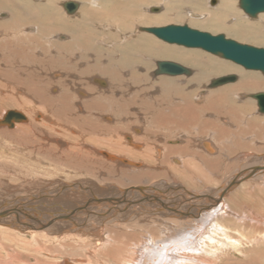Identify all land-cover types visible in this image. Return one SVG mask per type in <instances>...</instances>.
<instances>
[{"label": "bare ground", "instance_id": "6f19581e", "mask_svg": "<svg viewBox=\"0 0 264 264\" xmlns=\"http://www.w3.org/2000/svg\"><path fill=\"white\" fill-rule=\"evenodd\" d=\"M69 1L77 4L71 13L63 7ZM205 1L0 0V159L18 163L9 144L17 152L24 143V154H36L33 161L20 159L26 184L0 192L3 229L59 244L66 237L83 239L84 248L93 249L65 254L58 264L250 262L245 255L264 246V112L252 97L264 93V74L143 30L199 25L197 30L264 39V32L242 22L248 14L239 0H207L212 10ZM35 48L42 54L28 53ZM157 61L191 70L157 81L169 83L172 95L185 92L171 84L173 78L194 81L191 101L175 95L164 100L162 86L150 89ZM37 62L48 66L46 78ZM226 75L236 80L200 88L206 78ZM100 77L107 78L101 85L95 82ZM44 80L66 100L59 112L57 102L46 103L37 93ZM7 111L24 119L9 121ZM163 126L178 136L160 140ZM39 153L58 159L62 168L59 162L50 167L53 162L46 164ZM83 177L95 182L88 185ZM16 258L7 253L0 264Z\"/></svg>", "mask_w": 264, "mask_h": 264}, {"label": "rangeland", "instance_id": "374dc122", "mask_svg": "<svg viewBox=\"0 0 264 264\" xmlns=\"http://www.w3.org/2000/svg\"><path fill=\"white\" fill-rule=\"evenodd\" d=\"M205 3H206V9L207 10H212L213 8V6L211 5V4H207V0L205 1ZM148 4V3H147ZM240 7V6H239ZM65 10V9H64ZM196 12H206V11H196ZM196 12H194V13H196ZM238 12L241 14V12H240V10L238 9ZM67 13V12H66ZM207 13V12H206ZM68 14V13H67ZM245 16H248V15H244V17H242V18H244L243 19V21L242 22H246V23H249L252 27H255L256 28V30L258 31V32H260V31H262V32H264V12H259V13H257L255 16H248V17H250V18H253V22H250V21H252L251 19H249V20H247V18L245 17ZM2 17H4V14L1 12L0 13V19H2ZM257 18V19H256ZM263 18V19H262ZM192 19H195V18H192ZM200 20V19H199ZM231 20H232V22L234 23L235 21H237V19L235 18V17H232L231 18ZM263 21V22H262ZM185 22V21H184ZM232 23V24H233ZM196 26V28L195 27H193V26H191V27H193V28H195V29H197V27H200L199 25H195ZM104 29H107V30H109L110 29V26H107V27H103ZM198 30H201V31H207L208 33H211L212 35L213 34H219L220 32L222 33V34H224L225 36H226V38H230V39H233V40H235V41H237V42H239V43H242V44H247V45H250V46H253V47H261V48H264V39H252L251 37H248V36H246L244 33H240V34H231V33H228L226 30H220V31H217L218 33H215V31H210V30H203V29H199L198 28ZM261 34V33H260ZM246 37V38H245ZM52 42V41H51ZM34 45V44H33ZM33 45H32V47H33ZM180 47H182V46H180ZM184 48V47H183ZM35 52V53H34ZM34 52L33 51H31V52H28L30 55H35V56H37V55H41L42 54V51H41V49L40 48H35V50H34ZM202 52H204L205 53V51H202ZM205 54H209V53H205ZM209 55H211V54H209ZM211 56H213V55H211ZM216 57V56H215ZM137 63V62H136ZM231 64H232V62H230ZM37 64H38V66H42V68H41V70L39 71L40 73L39 74H42V70H43V73H44V77H45V72H44V67H45V65L43 64V63H38L37 62ZM154 67V64H153V62H152V65L150 66V68H149V73L150 72H152V68ZM236 66V65H235ZM237 67L238 68H240V66H238L237 65ZM35 68H37V66H35ZM46 68H48V66L46 65ZM45 68V69H46ZM189 68H191V67H189ZM192 70H193V68H191ZM46 71V70H45ZM58 72V71H57ZM125 72V71H124ZM257 74H259L258 72H256ZM38 74V73H37ZM58 74H62L63 75V72H61V71H59L58 72ZM48 75H49V77L51 78V79H57L58 77H60V75H52V73L51 72H48ZM52 75V76H51ZM95 75H98V74H95ZM259 75H261V74H259ZM98 76H100V75H98ZM161 76H163L162 78H161ZM101 77H103V76H101ZM151 78H149V79H152V80H150V89H152V90H154L155 89V91H157V92H159L160 91V89H162V88H164V89H162V91L164 92V90H165V92L161 95V99H164V100H167V98H174L175 96H176V98H174V99H179V98H183V100H184V98H185V100L186 101H189L190 100V96H189V94L190 93H188V92H190V91H188L190 88H191V86L192 85H194L195 84V82L194 81H192L191 83L189 82V81H187L186 82V80H187V78H184V77H182V78H179V79H175V78H173V77H171V78H173L174 79V81L171 83L172 85L174 84V85H176V86H178V87H183V89L182 90H184L185 92H183V94H185V95H183L181 92H180V94H174V95H172L171 94V92L170 93H168L169 92V90H167L168 89V86H169V83H164L165 82V80H164V78H168V77H170V76H164V75H158V76H156V77H153V75H151L150 76ZM46 78V77H45ZM105 78V77H104ZM209 78L210 77H208V78H206V80H204L201 84H200V88H202V89H205V85H208L207 83L209 82ZM212 78V77H211ZM105 79H107V78H105ZM148 79V80H149ZM158 79L159 80H163L164 82H161L160 81V83L161 84H158L157 83V81H158ZM169 80V79H168ZM48 81H46V80H44L43 82H40V85L38 86V88H39V90L41 91H39V92H37V93H42L41 95L43 96V94H44V99H43V101H46V103H49V104H52V102H57V104L58 105H56L57 106V108H55V109H57V112H59V109H61V108H59L61 105H63L62 104V102H65L64 101V99L62 100L61 98H59V97H57V94H55L57 91H55V90H52V91H50V87H49V85H47L48 83H47ZM180 82H182V83H180ZM186 82V83H185ZM157 84H158V86H157ZM168 84V85H167ZM189 84V85H188ZM47 85V86H46ZM186 87H185V86ZM76 86H78V84H76ZM162 86V88H160V87ZM188 86H189V88H188ZM223 86V85H222ZM51 87H55V88H57V90L59 91L60 90V88L58 87V85H56V84H51ZM159 87V88H158ZM220 87V86H219ZM199 88V87H198ZM121 89V88H120ZM119 88H117V91H119L120 90ZM83 90V89H82ZM149 90V89H148ZM85 91V90H84ZM179 91V90H178ZM198 92V91H197ZM46 93V94H45ZM167 93V94H166ZM182 95V96H181ZM201 96L203 95V94H200ZM186 96V97H185ZM48 97H50V98H48ZM57 99H59V100H57ZM57 100V101H56ZM62 100V102L61 103H59L60 101ZM191 101V100H190ZM71 102V101H70ZM70 102H68V103H70ZM168 101H166L164 104H163V107H165V105H167L166 103H167ZM30 110H32V109H34L35 107H33V106H27ZM41 112H43V111H41ZM137 116H139L141 119H143L144 120V118L146 119L148 116H144L143 114H139V115H137ZM143 117V118H142ZM129 118V117H128ZM127 118V119H128ZM132 119V118H131ZM143 120L141 121V122H143ZM140 122V123H141ZM133 124H135V123H133ZM135 126L136 127H139V125L138 124H135ZM165 126H163L160 130L161 131H159V135H158V137H159V139L160 140H163V139H165V138H168V137H175L174 136V134L176 135V136H178V132L177 131H174V132H171V133H169V132H167L165 129H163ZM167 128V127H166ZM164 130V131H163ZM164 133V134H163ZM170 136H169V135ZM163 135V136H162ZM166 136V137H165ZM168 136V137H167ZM29 138V137H28ZM23 144V145H22ZM90 144V143H89ZM19 145H20V147L21 148H18V149H20V150H18L17 152L15 151V150H13L12 148H11V146H10V144L8 145L9 147V152L12 154V156L11 157H13V156H17V159H18V163H14V162H11V161H5V160H2L1 161V159H0V192H2V193H5V192H7V191H9V189H11L12 188V186L14 187L15 185H17V186H19L20 184H23L22 185V187L26 184V182H25V179H27L28 180V177L26 176V175H24V171H23V169H24V165H22L21 164V160H23V159H27L28 157L30 158V159H32V161L36 158L35 156H36V154H35V152H32L33 154L31 155V156H29V155H26V154H24V152H26L25 151V149H23V147H24V143H19ZM92 144H90V146H91ZM22 151H24V152H22ZM14 153V154H13ZM40 154V153H39ZM34 155V156H33ZM38 156H42L43 158H45V159H42V161H44L46 164H49V162H53L52 163V166L50 165V167H53V165L55 164V163H58L59 162V160L58 159H52V160H48L46 157H45V155H43V154H40V155H38ZM52 157V156H51ZM21 159V160H20ZM41 161V162H42ZM56 161V162H55ZM5 162H6V164H9V165H5ZM61 162V161H60ZM59 162V163H60ZM2 163V164H1ZM11 163V164H10ZM156 164V163H155ZM154 164V165H155ZM12 165V166H11ZM4 166H6V167H4ZM9 166H10V168H9ZM57 167H58V169H60V168H62L61 167V163L58 165H56ZM20 167V168H19ZM95 167H98V164L96 163V166ZM22 168V169H21ZM225 171V170H224ZM5 172V173H4ZM220 172V173H219ZM8 173V174H7ZM218 174L217 175H219V176H223L222 175V173L223 172H221V171H218L217 172ZM8 176V177H7ZM14 177H16V179H14ZM85 177H83V179H80V180H82L81 182H83L85 179H87V180H85L84 181V183H86V184H88L89 182V184L88 185H92V183L91 182H95V180L93 179V181H91V179L89 178V177H87V178H85ZM12 179V180H11ZM42 179H44L45 181H46V177H43ZM165 178L164 177H157L155 180L156 181H163ZM5 180V181H4ZM14 180V181H13ZM167 180H169L168 178H167ZM2 181V182H1ZM88 182V183H87ZM170 182V181H169ZM9 183H10V185H9ZM15 183V184H14ZM13 184V185H12ZM108 184V183H107ZM94 185H95V183H94ZM106 185V184H105ZM214 185L215 184H213L212 183V186H202V185H199L197 188V190L198 191H201V192H203L206 188H213L214 187ZM8 186V187H7ZM107 186V185H106ZM2 187V188H1ZM6 188V189H5ZM188 188V187H187ZM203 188V189H202ZM5 189V190H4ZM195 190H196V188H194ZM10 191H12V190H10ZM6 232H7V234H6ZM16 234H18V235H16ZM29 233H16L15 231H13L12 232V230L11 231H9V230H6V229H3L1 226H0V258H2L3 257V255H5V254H7V253H11V254H17V258L15 259V260H18V261H14V264H52L53 262H55V263H60V261H61V259H62V257H65L66 258V256H63V255H69V256H71L72 254L75 256V255H77V254H81V253H83L84 251H85V253L86 254H88L89 253V251H92L93 249H89L88 247H90V246H88L87 248H84L85 247V244L87 243L86 241L84 242V240L82 239V241H80V242H75L76 240V238L75 239H73V238H68V237H66L65 238V240L63 241V242H61L60 244H59V242L57 241H50V240H46V239H41V238H36V237H34V240H32L33 239V237L32 236H30V234L28 235ZM3 236H4V238H3ZM15 236H17V237H15ZM10 237V238H9ZM12 238V239H11ZM4 239V240H3ZM6 239V240H5ZM23 239L25 240V241H23ZM69 239H70V241H69ZM75 240V241H74ZM23 241V242H22ZM40 241H42V242H40ZM73 241V242H72ZM13 242V243H12ZM26 242V243H25ZM37 242L39 243V248L38 247H36L38 244H37ZM17 243V244H16ZM76 245H75V244ZM83 243V244H82ZM23 244H25V246L23 245ZM41 244V245H40ZM45 244V245H44ZM80 244V245H79ZM72 245V246H71ZM77 246V247H76ZM261 246V248L260 247H257V249H254L255 251H253V250H250L251 252H249V253H247L245 256L246 257H249V259L248 260H250V262L248 263V264H252V261H253V258H256V261H257V263L256 264H264V256L263 257H261L260 256V254H258V253H260L259 251H257V250H260V249H263L264 250V246L263 245H260ZM6 247H8V248H6ZM69 247H70V249H69ZM263 247V248H262ZM16 248V249H15ZM42 249V250H41ZM76 249V250H75ZM87 249H89V250H87ZM46 250V251H45ZM50 250V251H49ZM53 250V251H52ZM87 250V251H86ZM103 250V249H102ZM104 251V250H103ZM66 252H68V253H66ZM19 253H20V255H19ZM37 253V254H36ZM50 253V254H49ZM251 254V255H250ZM256 254V255H255ZM250 255V256H249ZM133 256V255H132ZM68 258V257H67ZM20 259L22 260V261H20ZM121 259V261H123V258H120ZM129 259V258H128ZM255 260V259H254ZM18 262V263H17ZM142 264V263H141ZM145 264H146V261H145Z\"/></svg>", "mask_w": 264, "mask_h": 264}, {"label": "water", "instance_id": "95a60500", "mask_svg": "<svg viewBox=\"0 0 264 264\" xmlns=\"http://www.w3.org/2000/svg\"><path fill=\"white\" fill-rule=\"evenodd\" d=\"M239 6L250 16L258 12H264V0H239ZM63 7L71 13L77 8L74 2H66ZM148 31L167 43L177 44L187 48L203 49L213 55L230 60L246 69L258 70L264 74V48L253 47L239 43L233 39L226 38L223 34L212 35L205 31L189 28L186 25H168L164 27H149ZM191 70L180 64L170 61H157L153 75H189ZM236 80L235 75H226L214 78L208 83V87L214 88ZM261 112H264V93L253 94ZM5 118L22 120L23 115L17 111H7ZM12 125V121L10 123ZM107 157L113 158L106 154Z\"/></svg>", "mask_w": 264, "mask_h": 264}, {"label": "flooded vegetation", "instance_id": "af4514ba", "mask_svg": "<svg viewBox=\"0 0 264 264\" xmlns=\"http://www.w3.org/2000/svg\"><path fill=\"white\" fill-rule=\"evenodd\" d=\"M101 80L103 81V83H104V81H106L105 79H103V78L100 77V78H99V81H97V80L95 79V82H98V84L101 85V84H102V83H100Z\"/></svg>", "mask_w": 264, "mask_h": 264}]
</instances>
